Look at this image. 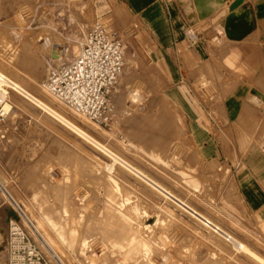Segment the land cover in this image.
<instances>
[{"label":"rangeland","instance_id":"rangeland-1","mask_svg":"<svg viewBox=\"0 0 264 264\" xmlns=\"http://www.w3.org/2000/svg\"><path fill=\"white\" fill-rule=\"evenodd\" d=\"M142 1L144 8L134 0H0V71L248 250H237L63 120L4 85L0 97L10 108L0 118V264L7 221L18 213L44 253L62 264H264V205L257 208L264 196L244 194L246 202L237 186L246 170L241 157L249 151L264 156L263 94L230 79L241 70L217 7L190 19L177 0ZM172 4L186 22L178 48L167 52L160 35ZM94 23L123 45L107 125L75 113L41 86L50 68L76 57ZM237 96L256 112L254 120L229 119Z\"/></svg>","mask_w":264,"mask_h":264},{"label":"built area","instance_id":"built-area-1","mask_svg":"<svg viewBox=\"0 0 264 264\" xmlns=\"http://www.w3.org/2000/svg\"><path fill=\"white\" fill-rule=\"evenodd\" d=\"M122 46L120 38L103 25L87 26L76 57L50 68L42 88L75 113L96 124H109L113 115L110 93L124 66ZM9 108L0 97V118ZM20 218L18 213L7 221L3 264H62L44 253Z\"/></svg>","mask_w":264,"mask_h":264},{"label":"crops","instance_id":"crops-1","mask_svg":"<svg viewBox=\"0 0 264 264\" xmlns=\"http://www.w3.org/2000/svg\"><path fill=\"white\" fill-rule=\"evenodd\" d=\"M223 2V5L214 9L216 10L214 11L216 18L222 19L235 9L246 7L243 17L245 23L249 24L244 35L239 39L228 38L232 41L229 44V49L237 55L236 66L241 70L230 79L237 80L239 88L246 85L261 92L264 96V0H223ZM185 22L186 19L181 10L172 4L166 28L161 31L163 34L160 35L167 52L170 48L173 50L178 48L179 34L183 32ZM159 45L161 46V44ZM256 82H260V85H257ZM234 105L231 110L232 115L229 117L230 120L248 122L256 118V112L244 107L238 96ZM262 120L264 121V115ZM250 143L252 145L256 144L255 141ZM240 160H245L246 170L240 175H236L239 193L243 195L262 194L264 196V165L260 169H255L249 163L253 160H260L264 163V156L255 151H249ZM243 198L247 200L246 202H249L248 195H244ZM263 205L264 201L259 205L257 204V208H262Z\"/></svg>","mask_w":264,"mask_h":264},{"label":"bare ground","instance_id":"bare-ground-1","mask_svg":"<svg viewBox=\"0 0 264 264\" xmlns=\"http://www.w3.org/2000/svg\"><path fill=\"white\" fill-rule=\"evenodd\" d=\"M134 1H136L137 6L144 8L145 4H144V2L142 0H134ZM177 2L180 3L183 6L184 14H186L190 19H193V17L195 16L196 12L198 14H202L203 15L207 11L212 10V9L218 7L220 4H222L221 0H177ZM116 12L118 14L119 11L116 10ZM244 13H245V10H243V12L241 11L240 13H238L236 11H233V12L228 13L224 18L221 19V23L223 25H225V27H226L225 34H226L227 38H229V39H239L242 35H244L246 29L249 26V24H246L245 21H244V17H243ZM44 40H46V39H44ZM74 50H77V47L74 48ZM4 85L10 86V87H12L15 90L21 91L23 94H25L30 99H32L36 104L40 105L42 108L46 109L47 111H49L54 116H56V117L60 118L61 120H63L70 128H72L77 133H79L83 138H85L86 140L91 142L97 148L102 149L107 155H109L113 159V161L119 160L124 166H126L129 170L133 171L136 175H138L141 178H143L148 184H150L152 187H154L156 190H158L163 196L171 199L179 208L187 211L188 213H190L191 215L196 217L200 222H202L203 224H205L209 228H211L214 231H216L219 236H222L225 239L231 241V244H233L237 250H248V248L246 247V245L243 242L233 238L228 232H226L222 228H220V226L217 225L215 222H213L209 217L203 215L202 213L197 211L194 207H192L189 204H187L183 199L175 196L169 189L163 187L157 181L149 178L146 174L142 173L141 171H139L138 169H136L135 167H133L132 165H130L129 163H127L126 161L121 159L116 153H114L109 148H107L103 143H101L100 141H98L95 138L91 137L83 129H81L80 127H78L77 125L72 123L71 121H69L66 118H64L60 113H58L57 111L53 110L51 107L47 106L40 98H38V97L34 96L33 94H31L30 92H28L26 89H24L22 86H20L16 81L12 80L7 75H5L2 71H0V95L1 96H3L5 91H6L5 88L3 87ZM253 94H250V95H253ZM257 94H259L258 91L255 92V96ZM253 97H254V95H253ZM261 97L264 98L262 95H261ZM255 99H257V98H255ZM262 102H263V100H262ZM259 103H261V101ZM112 163L109 164V166H107V168L111 169L112 168ZM106 194H107V192H106ZM112 197H114V196H112ZM114 215H116V213H114ZM71 221L72 220H70V222ZM146 224L149 225L150 223H146ZM68 225H69V223H68ZM68 227H71V225L68 226ZM125 228L127 230L129 229L126 226H125ZM124 231H125V229H124ZM135 233H137V232H135ZM132 234H134V233H132ZM132 234L130 233L131 236H132ZM126 237L129 239L128 236H126ZM132 239H136V237L132 238ZM132 239H130V240H132Z\"/></svg>","mask_w":264,"mask_h":264},{"label":"water","instance_id":"water-1","mask_svg":"<svg viewBox=\"0 0 264 264\" xmlns=\"http://www.w3.org/2000/svg\"><path fill=\"white\" fill-rule=\"evenodd\" d=\"M224 30H226V27H225V25H224Z\"/></svg>","mask_w":264,"mask_h":264}]
</instances>
